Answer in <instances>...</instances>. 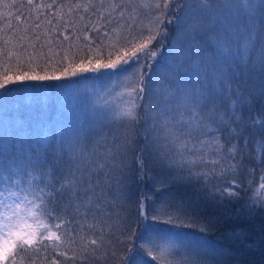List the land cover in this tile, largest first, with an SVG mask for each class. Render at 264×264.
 Instances as JSON below:
<instances>
[{
	"label": "snow or ice",
	"instance_id": "6c2138e0",
	"mask_svg": "<svg viewBox=\"0 0 264 264\" xmlns=\"http://www.w3.org/2000/svg\"><path fill=\"white\" fill-rule=\"evenodd\" d=\"M0 6L10 10L0 16L16 21L0 35V264H96L101 251L104 264H143L142 254L153 252L161 264L163 254L173 252L185 257L183 264H210L202 235L150 231L141 237L138 225L150 219L177 230L213 231L233 217L227 203L241 198L242 177H253L248 183L255 185L246 159L259 167L262 183L235 214L264 209V156L247 155L248 141L240 142L259 125L257 153L264 149V111L252 115L257 93L264 96V22L255 15L264 3L27 0L26 17L15 0H0ZM77 19L82 27L74 31ZM170 25L179 51L166 43ZM241 70L260 83L253 79L241 88ZM84 73L97 74L98 81L127 74L103 93L102 83L88 92L99 102L124 86L129 106L109 114L107 101L94 104L100 127L59 122L51 130L54 141L46 133L43 145L9 141L8 129L21 125L3 119L10 89H22L28 102L41 106L51 99L47 89H60L56 100L65 110L70 99H78L80 89L73 85ZM91 132L101 135L89 151ZM37 171L41 175H33ZM145 178L161 193L159 203L149 205L142 189L130 191L134 180ZM190 184L198 186L195 195L173 191ZM85 228L95 238L80 235ZM258 243L264 246V239Z\"/></svg>",
	"mask_w": 264,
	"mask_h": 264
},
{
	"label": "trees",
	"instance_id": "16d2710c",
	"mask_svg": "<svg viewBox=\"0 0 264 264\" xmlns=\"http://www.w3.org/2000/svg\"><path fill=\"white\" fill-rule=\"evenodd\" d=\"M7 2L11 3L13 0H7ZM45 2L50 3L51 0H45ZM58 3H71L75 4L77 0H57ZM137 3L143 2V0H136ZM18 8L22 10V16L29 15V8L27 6V0H15ZM35 3H41V0H35ZM264 3V0H260L257 4ZM67 9L65 8V11ZM10 10L0 6V13H4L5 15ZM13 16L17 12V8L11 9ZM31 14L35 16L36 10L35 8L31 9ZM255 15L258 20L264 22V8L258 7L255 10ZM68 17H64V21L66 22ZM11 24H16L14 18L5 19L4 16H0V35L4 34L6 31V26ZM55 23V21H54ZM25 25L21 22L20 27L23 28ZM82 27V22L76 21L74 25L75 28ZM170 35L168 37V41L166 42L171 47H175L177 51H179L178 42L174 40L175 38V26L170 25ZM2 43V42H0ZM71 43L74 46L83 47V42L79 40H72ZM206 47L211 48L213 45L211 42L206 44ZM168 48H165L164 56L160 57L161 63H163L165 56L168 55ZM83 56V53L80 54ZM2 71V69H0ZM89 73L82 74V78L77 79L75 82L88 78L92 80ZM125 76L127 74H120ZM253 79H255V83L259 84L260 81L258 78L252 77L250 74L245 75L243 70H241V76L239 78V85L241 88L251 86ZM60 89H47L48 95L51 98L46 105L41 106L36 102H21L13 106L11 108H7V114L3 117V119L7 121H20L21 125L13 130L12 128L8 129V139L9 141L16 143L19 141L25 142V144L36 145L37 143L43 145L45 143L44 137L45 134H49V141H54V136L51 135V130L56 126L59 122L71 123L75 125L77 128L84 127L88 128L90 125L95 127H100L101 121L99 115L93 116L92 105L88 106L85 102L82 101H73L71 107L69 106L67 109L62 110L60 108L59 103L56 100L57 92ZM23 92L22 89L13 88L10 89L7 94L15 95L17 93ZM6 94V95H7ZM128 100L125 101V106H129L130 99L129 95H127ZM121 107L120 109H124ZM118 109V110H120ZM105 111H110V108L105 109ZM264 111V96L259 95L257 93L256 101L253 105L252 115L253 117H257L261 115V112ZM245 114H247V109H244ZM5 127L4 124H0V130ZM107 131V129H104ZM261 130L259 125H257L256 129H249L244 133L240 142L243 143L246 139L248 141V146L246 148V154L255 156L257 154L264 156V149L261 150L260 153H257L258 142L262 140ZM101 135L100 132H91L89 134V138L86 141L88 144V150L90 151L94 146L96 139ZM102 150V149H101ZM49 160L52 159L50 153L46 154ZM245 163L248 167L252 168L254 171V179L255 185H249L248 181L253 179V177H248L246 174L242 177L243 184L241 186V198L239 200H231L227 203V206L233 211V217H229L221 222L213 231L206 233H198L197 229H182L177 230L173 229L169 225L152 222L150 219L146 222L140 223L138 225V231L140 232V236H145L150 231H156L160 233H166L168 231H181L185 235L187 239H195L197 235H202L208 243V247L204 250L203 254L206 255L210 264H264V246H261L258 242L261 239H264V209H261L259 205H257L258 211L256 214L252 216H238L235 214V209L241 207L245 203V201L251 202L249 198L253 197V191L255 188H258L260 183V175L262 173L259 171V167L255 164H252L249 159L245 160ZM47 171V168L45 169ZM33 175L39 176L41 173L39 171L34 172ZM55 182V181H53ZM42 186V185H41ZM59 187V184H57ZM141 189L148 194L151 198L148 203L151 205L152 200H155L157 203L162 199L161 193L158 192L152 181L148 178L142 183H137L135 180L130 185V191L133 194H139ZM173 191L181 194V195H195L198 191V186L195 184L190 185H177L173 188ZM91 223V221H89ZM239 231L241 235H229L230 233H236ZM80 235L85 236L86 240H90L95 238L92 234V231L85 228L80 232ZM81 241L79 238L76 239V243L73 247H76L77 250L79 248ZM248 245H255L253 247H249ZM60 251H65L66 249L61 248ZM43 255H48L44 253ZM68 255L71 256L72 252L69 251ZM157 253L153 252L152 255L142 254L143 264H161L160 261H154L153 257L156 256ZM49 259L51 257L49 256ZM58 259H62L58 257ZM185 257L181 254L173 252L171 255L163 254V262L162 264H183ZM96 264H104L103 259V251L96 254L94 257ZM71 264V262H68ZM79 264V261H77Z\"/></svg>",
	"mask_w": 264,
	"mask_h": 264
},
{
	"label": "rangeland",
	"instance_id": "374dc122",
	"mask_svg": "<svg viewBox=\"0 0 264 264\" xmlns=\"http://www.w3.org/2000/svg\"><path fill=\"white\" fill-rule=\"evenodd\" d=\"M260 0H256V3H258ZM91 74L90 76L94 79L89 80L88 78H83L77 82H75V84L73 85L76 88L80 89V95L78 97L77 100L75 101H82L85 102V104H88V106L90 105H94V104H99V105H103L105 101H107V106L105 107V109L110 108L111 111L112 110H118L121 107L124 108L125 106V101L128 100L127 98V94H125V87L124 86H120L115 88V90L111 93V95H104L103 99L100 100L99 102H97V97L96 96H92L89 95L88 90L93 88V86L99 85V84H103V88H101V92H104V89L107 88H111L112 87V81L115 79H120L123 80L125 76L120 75L119 77H106L103 78L102 80L98 81L96 79V75L95 73H89ZM60 92V90H58V93ZM7 101H8V105L7 108H11L13 106H16L20 103V101L22 102H28V96L24 95L23 92L21 93H17L15 95L12 94H7ZM74 101V102H75ZM71 99L68 101V105L71 107L73 104H75ZM104 109V110H105ZM110 111V113H111ZM0 211H2V209H0Z\"/></svg>",
	"mask_w": 264,
	"mask_h": 264
}]
</instances>
